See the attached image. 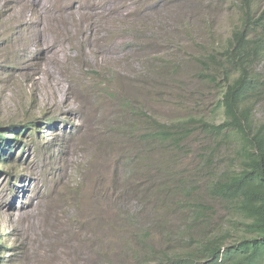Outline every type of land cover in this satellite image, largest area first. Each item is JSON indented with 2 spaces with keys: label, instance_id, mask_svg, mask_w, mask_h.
Returning a JSON list of instances; mask_svg holds the SVG:
<instances>
[{
  "label": "rangeland",
  "instance_id": "1",
  "mask_svg": "<svg viewBox=\"0 0 264 264\" xmlns=\"http://www.w3.org/2000/svg\"><path fill=\"white\" fill-rule=\"evenodd\" d=\"M251 3L264 18V0H0V264H101L110 243L119 264H136L105 225L138 200L125 194L146 174L134 162L147 116L183 139L170 161L157 157L185 194L199 197L234 167L226 138L194 126L222 122L220 92L195 61ZM155 65L169 77L152 75ZM258 71L264 87V59ZM206 203L205 233L228 231L224 204ZM130 207L139 227L155 218L145 204Z\"/></svg>",
  "mask_w": 264,
  "mask_h": 264
},
{
  "label": "trees",
  "instance_id": "2",
  "mask_svg": "<svg viewBox=\"0 0 264 264\" xmlns=\"http://www.w3.org/2000/svg\"><path fill=\"white\" fill-rule=\"evenodd\" d=\"M255 5L245 6L243 21L228 39L203 50L195 61L198 77L220 92L217 106L222 122L199 118L194 126L212 139L226 138L234 167L212 177V183L203 186L199 197L185 194L179 179L174 182L165 178L173 177L170 171L165 174V169L170 170L169 161L183 139L176 142L166 124L147 116L146 130L138 138L144 148L134 162L146 174L142 181L131 183L125 194L138 200L125 203L128 213L119 214L114 223L105 225L106 237L116 238L121 254L132 250L136 264H264V124L253 122L254 102L264 90L258 71L264 59V18L254 17L251 8ZM150 70L156 77H169L163 66L155 65ZM178 126L185 132L193 128L188 122ZM189 135L192 133L184 138ZM165 154L169 161L162 162L157 156ZM172 198L176 200L172 202ZM209 198L226 207L228 231L205 233L213 220L206 203ZM132 204L149 206L150 217L155 218L147 227L135 222L138 218L137 213L130 214ZM170 219L177 220L176 227ZM239 232L242 235L233 236ZM112 244L101 264L120 263Z\"/></svg>",
  "mask_w": 264,
  "mask_h": 264
},
{
  "label": "clouds",
  "instance_id": "3",
  "mask_svg": "<svg viewBox=\"0 0 264 264\" xmlns=\"http://www.w3.org/2000/svg\"><path fill=\"white\" fill-rule=\"evenodd\" d=\"M254 106H255V102H254ZM253 111H254V109H253ZM253 122H254V118H253ZM264 124V123H263ZM261 125V124H260Z\"/></svg>",
  "mask_w": 264,
  "mask_h": 264
},
{
  "label": "bare ground",
  "instance_id": "4",
  "mask_svg": "<svg viewBox=\"0 0 264 264\" xmlns=\"http://www.w3.org/2000/svg\"><path fill=\"white\" fill-rule=\"evenodd\" d=\"M97 54V53H96Z\"/></svg>",
  "mask_w": 264,
  "mask_h": 264
}]
</instances>
